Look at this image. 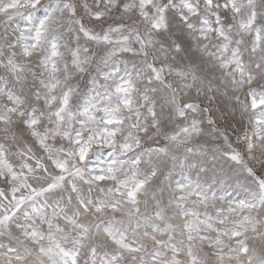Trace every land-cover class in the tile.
<instances>
[{
    "label": "snow or ice",
    "instance_id": "snow-or-ice-1",
    "mask_svg": "<svg viewBox=\"0 0 264 264\" xmlns=\"http://www.w3.org/2000/svg\"><path fill=\"white\" fill-rule=\"evenodd\" d=\"M0 264H264V0H0Z\"/></svg>",
    "mask_w": 264,
    "mask_h": 264
}]
</instances>
